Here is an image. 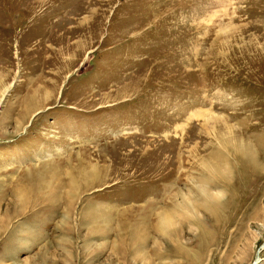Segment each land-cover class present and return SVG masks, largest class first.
Returning <instances> with one entry per match:
<instances>
[{
	"label": "rangeland",
	"instance_id": "obj_1",
	"mask_svg": "<svg viewBox=\"0 0 264 264\" xmlns=\"http://www.w3.org/2000/svg\"><path fill=\"white\" fill-rule=\"evenodd\" d=\"M0 264H264V0H0Z\"/></svg>",
	"mask_w": 264,
	"mask_h": 264
},
{
	"label": "bare ground",
	"instance_id": "obj_2",
	"mask_svg": "<svg viewBox=\"0 0 264 264\" xmlns=\"http://www.w3.org/2000/svg\"><path fill=\"white\" fill-rule=\"evenodd\" d=\"M43 99H44V96H43ZM43 99H42V100H43ZM31 100H33L32 102H30V103H32V104H30V106L32 105L31 107H34V104L37 106L38 103L41 102V99L35 97V95L31 97ZM33 109H34V108H33ZM33 109H31V111H30V109H29V110H27V112H32ZM24 110H26V108H24ZM171 222H172V221H171Z\"/></svg>",
	"mask_w": 264,
	"mask_h": 264
}]
</instances>
